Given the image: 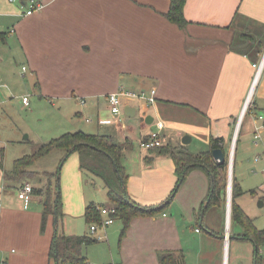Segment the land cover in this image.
Returning <instances> with one entry per match:
<instances>
[{"label":"crops","instance_id":"obj_1","mask_svg":"<svg viewBox=\"0 0 264 264\" xmlns=\"http://www.w3.org/2000/svg\"><path fill=\"white\" fill-rule=\"evenodd\" d=\"M31 1L40 4L41 9L27 16L25 10ZM169 3L170 0H0V46L14 53L20 72L26 74V81L39 98L55 99L58 108L69 110L73 120L70 133L108 136L122 147L126 192L142 207L163 203L177 181L168 155L139 147V142L154 132L162 147L179 148L191 156L207 152L211 137L221 138L228 163L232 153L231 179L234 177L239 184L240 174L235 168L242 167L250 153L261 161L264 176V129L254 140L260 126L257 117L264 114V66L236 133L237 118L255 75L254 65L264 53V0H186L183 17L187 24L183 28L167 20ZM120 88L137 95L155 91L154 101L125 100L120 115L114 116L107 97ZM157 123L162 128L158 129ZM2 149L0 260L6 264H54L48 256L55 228L53 217L41 232V195L33 193L36 197H31L27 209L17 196L18 205L12 204L11 197L15 195L5 192L3 186ZM70 164L66 173L71 174L77 194L80 190L83 217L87 203L81 183L86 174L79 167L77 154ZM55 173L43 172L46 177L40 187L52 183L51 175ZM23 183L29 182H19L15 192ZM207 192L206 174L192 169L173 198L178 199L179 220L169 212L174 202L159 214L134 218L122 237V222L113 220L106 228L115 221L120 225L106 230L103 241L117 234V248L109 244L108 256L102 260L94 252L87 258L88 246L82 251L83 257L88 264H158L159 253L182 251L185 264H225V254L229 264L228 247L232 241L249 244L253 252L252 244L239 238L241 232L235 226V238H229L225 250L224 237L229 236H222L226 209L200 210ZM243 194L235 202L246 214ZM105 198V204L95 205L113 207ZM258 204L263 206L264 197ZM210 210V218L205 219ZM192 222L205 228L204 241L211 246L205 254L202 231L192 228ZM251 259L252 255L250 264Z\"/></svg>","mask_w":264,"mask_h":264},{"label":"trees","instance_id":"obj_2","mask_svg":"<svg viewBox=\"0 0 264 264\" xmlns=\"http://www.w3.org/2000/svg\"><path fill=\"white\" fill-rule=\"evenodd\" d=\"M186 0H170L169 8L165 14L167 20L183 28L187 22L183 17V6ZM58 149L64 152L62 163L73 153L79 158V167L81 171L99 177L106 189V196L115 213L111 215L113 220L122 222L121 237L124 236L130 222L137 217L153 216L161 213L172 201L175 194L183 185L187 174L192 169H200L208 178V192L201 203L200 210L204 212L211 207H225L226 187H227V169L228 157L225 155L223 163H219L212 158L211 152L215 149L223 151L222 139L211 137L207 152L200 153L198 156H191L179 148L161 146L153 149L157 154L168 155L175 167L177 181L174 189L166 200L158 206L142 207L134 203L126 192L127 176L121 165L122 147L115 144L108 136L91 135L81 131L65 133L58 138L52 139L45 144H41L31 154L16 159L13 162L11 172L4 173V178L16 180L25 175L23 167L30 166L37 159L46 156L52 150ZM88 160V163H85ZM100 163L101 168L96 167ZM1 166V162H0ZM58 172L51 175L54 178V184L47 183L41 189L34 190L33 193L41 195L42 212H41V232L44 231L47 221L57 213V224L55 225L51 246L49 249V259L54 264H88L82 255V251L90 245L96 244L97 239L91 235H67L63 230V213L61 211V197L58 188L59 179H55ZM24 177V176H23ZM254 193V191H252ZM241 190L238 182L232 177L231 185V206H230V223L231 230L230 240L234 237L232 228L238 227L241 234L239 238L243 241L250 242L253 246L252 264H262L260 249L264 248V229L257 230L254 227L253 220L249 218L240 206L235 202L236 198L241 196ZM56 198V201H55ZM56 203V206H55ZM98 205L89 203L85 206L83 218L89 227L91 225L100 226L103 217L98 211ZM215 234L212 230H209ZM216 235V234H215ZM223 236V234H222ZM158 264H185L182 251H166L158 254Z\"/></svg>","mask_w":264,"mask_h":264},{"label":"rangeland","instance_id":"obj_3","mask_svg":"<svg viewBox=\"0 0 264 264\" xmlns=\"http://www.w3.org/2000/svg\"><path fill=\"white\" fill-rule=\"evenodd\" d=\"M12 57L14 59H12ZM17 60L14 53L8 50V48L0 46V137H2L0 141L3 143V146H0V150L4 148L2 149L4 155L3 164L4 170L7 173L11 172L14 160L25 155H31L40 144H45L52 139L60 137L66 132H71V122L73 121L72 114L69 113V110H65L63 107L58 108V102L55 101V99L49 101L45 98H39L35 94L30 83L26 81V74L23 76L20 72V63H18ZM23 96H26L29 101L28 107L22 104ZM239 145L240 144H238V151L236 150L237 154L240 149ZM234 148L233 152H235ZM257 153L260 154V150L257 151ZM63 154L64 152L61 150H53L46 156L37 159L30 166L23 167L22 169L25 171L24 177L22 176L12 181L5 179V184H3V186L6 189L5 192H10L13 196L15 195L14 198L11 197L13 201L12 204L18 205V200L16 198L17 192H15V189L19 182L28 181L29 185L37 189L42 186L45 181L44 177L46 176H43V172H58L55 179H57L58 176V188L62 204L61 211L65 215L62 219L65 234L80 236L86 233L90 235L91 232L89 227H87L82 217V207L79 206L80 190H78L79 192L77 194L71 183L73 180L71 174L67 175L66 173L67 167L70 168V163L75 159L76 154L70 155L62 164L63 158L60 161L59 158ZM247 158V162H245L242 167L236 166L235 170L237 175L240 174L238 178L241 189L244 192L242 198L245 200L246 204V215L253 220L254 227L257 230H262L264 229V204L263 206H259L258 203L260 199L264 197L262 193L264 192L263 167L261 161L255 159V153L248 154ZM85 163H88V160H86ZM96 167L101 168L100 163L97 162ZM85 174L81 183V193L85 203L88 204V202H93L94 204H105L106 193L102 180L99 177L91 176L89 173L85 172ZM228 178L229 174L227 169V180ZM54 182L55 180L52 181V184H54ZM252 191L255 192L253 193ZM32 197H36V195L32 194ZM172 202H174L171 206L172 210H169V212L179 220V213H177V211H179L178 199L175 198V201L173 200ZM224 209H226V203ZM224 211L226 213V210ZM210 215L211 210L204 218L209 219ZM117 225H120L119 221H115L109 228L97 229V232H95L93 236L98 240V243L87 248L85 251L87 258L89 253L94 252L98 259L101 258L104 260L105 256H108L109 253V244L111 248H117L119 235L110 234V241H103L104 232L108 229L109 232ZM190 226L192 228L196 226L195 228H199L202 231L203 238L201 246L203 253L210 251L211 246L204 241L206 235L204 233L205 228L200 225H194L193 222ZM230 230L231 223L229 220V228L227 231L223 228L222 234H230ZM98 237L101 239L99 240ZM248 245H239L232 241L228 247L229 264H250L252 251ZM260 253L262 264H264L263 248L260 249ZM98 262L99 261L96 263Z\"/></svg>","mask_w":264,"mask_h":264},{"label":"built area","instance_id":"obj_4","mask_svg":"<svg viewBox=\"0 0 264 264\" xmlns=\"http://www.w3.org/2000/svg\"><path fill=\"white\" fill-rule=\"evenodd\" d=\"M40 9H41L40 4L31 1L30 3H28V5L26 7L25 15H27V16L31 15L34 12L39 11ZM263 66H264V53H263V56H262L261 60L259 61V63L257 65H254V67L256 69L255 75H254L250 90L248 92V95H247L245 102L243 104V107L241 109V112L237 118L236 133H237V130H238V127L240 125L241 120L243 119L244 115L247 113V111L251 105V99H249L248 97H249L251 89L253 88V90H254V87L256 85L255 80H258ZM22 70H24V68H22ZM154 94H155V91H151L150 94H148V95L147 94L137 95V94H134L132 92H129V91H126V90L120 88V89H118L117 92L112 93L107 97V101H108V104L110 107V112L114 116H119L121 113L120 108L122 106V103L125 100H129V99H141V100H144L146 103H153ZM22 103L25 106L28 105L27 97L22 98ZM81 103L83 104V101H81ZM257 120H258V122H260V126L258 127V129H256V134L254 135V140H258L260 138V130L264 129V114L259 115L257 117ZM156 126L158 129L162 128L161 123H157ZM161 146H162V143L159 140L156 132L152 133L148 139H143L139 142V147L143 150H153V149H155L157 147H161ZM232 163L233 162H232V153H231L229 156V163H228L229 172L231 170ZM32 194H33V188L28 183H23L18 188L17 198L19 199V201H21L24 209H27L29 207ZM263 194H264V192H263ZM98 211H99L101 216H106V218L103 219L100 227L105 228L108 225H110L113 221V219L111 218V215L115 213V209L113 207H101V208H98ZM97 227L98 226H96V225H91L89 227L90 232L92 234H94L95 231L97 230ZM196 232H199V230L196 229ZM225 237H228V235L226 234ZM98 239L100 240L101 238L98 237ZM0 264H6V262L2 259V260H0Z\"/></svg>","mask_w":264,"mask_h":264},{"label":"water","instance_id":"obj_5","mask_svg":"<svg viewBox=\"0 0 264 264\" xmlns=\"http://www.w3.org/2000/svg\"><path fill=\"white\" fill-rule=\"evenodd\" d=\"M212 154V158L219 162V163H223L224 160H225V157H224V154L223 152L220 150V149H215L211 152ZM57 179H58V176H57ZM231 182H232V179H231V170L229 172V178L227 180V188H226V227H225V230L227 231L228 230V221H229V217H230V205H231ZM55 201H56V198H55ZM55 206H56V203H55ZM53 223L54 225L57 224V213L56 211L54 212V215H53ZM228 241H229V236L228 237H224V243H225V250L227 251V246H228ZM226 254H225V264H226Z\"/></svg>","mask_w":264,"mask_h":264},{"label":"bare ground","instance_id":"obj_6","mask_svg":"<svg viewBox=\"0 0 264 264\" xmlns=\"http://www.w3.org/2000/svg\"><path fill=\"white\" fill-rule=\"evenodd\" d=\"M256 79H257V78H256ZM256 81H257V80H255V84L257 83ZM250 93H251V96H252L253 88L251 89ZM249 96H250V94H249ZM248 98H249V97H248Z\"/></svg>","mask_w":264,"mask_h":264}]
</instances>
